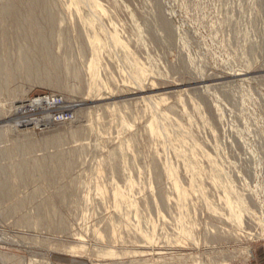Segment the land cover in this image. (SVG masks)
<instances>
[{
  "label": "rangeland",
  "instance_id": "1",
  "mask_svg": "<svg viewBox=\"0 0 264 264\" xmlns=\"http://www.w3.org/2000/svg\"><path fill=\"white\" fill-rule=\"evenodd\" d=\"M8 1L18 2L25 27L20 24L19 29L0 20V264H10L1 255L19 257L21 264H107L89 256L99 244L118 251L128 248L149 255L167 254L168 258L191 257L179 264H216L222 259L228 264H264V238L260 237L264 166L259 167L264 164V0H96L105 12L82 1L84 12L98 20L103 33H117L131 57L152 73L145 90L128 88V72L137 77V70L134 65L130 70L124 66L119 58L122 54L107 37L105 42L113 52L102 61L118 83L113 85L114 97L98 104L86 99L90 52L83 24L73 8L68 10L70 0L34 1L35 19L31 18L30 0H0V13ZM70 17L76 18L74 23ZM40 30L47 31L48 47L39 39ZM62 33L69 43L65 40L67 46L59 48ZM8 39L15 41L9 43ZM82 50L84 57L80 56ZM66 55L72 56L69 65L64 64ZM28 66H32L30 74L25 72ZM74 69L79 76H74ZM102 76L108 80L105 71ZM150 83H155L156 89H151ZM153 96L169 97L166 107H178L171 113L178 127L174 132L166 130L167 146L158 144L157 149L163 157L167 149L184 196L178 193L174 180L160 187L138 186L131 200L141 201L139 214L137 218L131 215L130 220L144 232L156 228L153 248H145L143 239L138 247L107 240L100 243L94 231L107 236V218L120 217V213L112 196L104 205L96 194L98 164L126 135L120 137L115 116L100 113L104 119L98 125L89 112L110 104L119 109L130 105L119 115L127 117L134 126L132 132L139 135L152 120L141 101ZM44 97L55 99L58 105L20 110V103L29 105ZM136 115L141 117L135 120ZM113 118L116 123L110 125ZM91 119L100 132L87 129ZM30 120L39 123L25 124ZM176 139L192 147L190 154L184 155L186 161ZM143 144L135 146L138 153L146 151ZM141 155L138 160L142 165L145 157ZM192 156L198 159L196 165L189 161ZM41 160L49 164L46 171L22 178L20 168L27 165L30 169ZM103 170L101 183L109 193L126 195L124 177L117 174L113 178L112 168ZM218 173L236 195H230L222 184L212 183ZM133 174L138 180L136 172ZM161 189L165 196H160ZM88 194L95 200L91 208L85 204ZM227 201L234 205L232 212ZM240 201L248 210L238 224L233 214L239 215ZM36 213L45 218L36 225L26 222ZM120 233L125 236L128 232ZM79 239L86 241L87 255L59 248ZM133 259L123 257L121 262L132 264Z\"/></svg>",
  "mask_w": 264,
  "mask_h": 264
},
{
  "label": "bare ground",
  "instance_id": "2",
  "mask_svg": "<svg viewBox=\"0 0 264 264\" xmlns=\"http://www.w3.org/2000/svg\"><path fill=\"white\" fill-rule=\"evenodd\" d=\"M34 1H36V0H30L29 1V5H30L29 8L33 10V11H31V18H32V16L35 15V13H34L35 7L33 5ZM82 1H89L90 3H92L93 8L99 9L102 12H105V10L101 7V5L96 0H70V5L68 7L69 11L72 8L74 9L75 16H76L77 20L81 24H83V27L85 29L84 34L86 36L88 47H89L90 61L88 62V70L90 73V83H89L88 92H87L88 93L87 98H86L87 101L91 100L92 103L94 102L95 104H98L102 101L105 102L104 100L106 98L114 97L116 89L114 90L113 87L117 86L115 84H117L118 81L116 80L113 73H111V71L109 70V65L104 64L102 61L104 55H107L108 57L112 56V52H113L112 49L113 48L116 50V52L119 51L122 54L119 56V58H121L123 60V63H126V64H124V66H127L130 70L131 65H134V68L137 70V74H138L137 77L133 74V72H130V71L128 72L129 76L130 75L131 76H130V79L127 83V85H129V86H127V87L132 88V86H133V88H134V86H135L139 90H145V88L147 87V82L150 80V77L152 75L151 71L144 68L142 66V64L139 63L137 58H135L134 56L131 57L132 52L130 51L129 47H127L124 43L121 42V40L118 38L117 33L108 34V35H105L103 33V30L101 28H99V26L97 25L98 20L93 19L89 14H86L84 12L83 7L81 5ZM37 2H40V1L37 0ZM17 3L15 1H8L5 4V6L2 8L3 10L0 13V20L2 22L9 21L13 24V26L14 25H16V27L19 26L18 28L20 29L22 24L24 25V23H23L24 21H21L23 13H21V10L19 9ZM36 8H37V6H36ZM76 18L70 17V21L73 22ZM32 19H35V18H32ZM64 21L66 22V20H64ZM52 22H53V20H51V17H48V24L49 23L52 24ZM61 23L63 24V22H61ZM20 24H21V26H20ZM24 27H25V25H24ZM19 31H21V30H19ZM71 33H73V32H71ZM46 36H47V31L46 30H43V31L40 30L39 39L41 40V42L44 44L45 47H48L47 46L48 44L46 45V39H45ZM107 37L109 38L110 43L112 44L113 48L110 45L106 44L105 39ZM65 38H66L65 33H62L59 36V38H58L59 39V44H58L59 48H61L63 45L67 46V44L65 43V40H67L69 43V40L67 38L66 39ZM80 38H81V36H80ZM76 39H78V38L76 37ZM76 39H75V41H76ZM14 41H13V39H8L9 43L14 42ZM68 46H70V44ZM80 54H81L80 55L81 57H84L83 55L85 54V51H83V50L80 51ZM71 58H72V56H68V55L64 56V58H63L64 64L69 65ZM31 67L32 66H28L25 72L30 74V68ZM125 70L123 69L124 72H127ZM102 71H105V75L107 76L108 80H105V78L102 76ZM69 72L71 73V71H69ZM72 72L74 73V76H79V72L77 71V69H74ZM201 84L204 85L206 83H201ZM113 85H115V86H113ZM130 85H132V86H130ZM203 85H201V86L203 87ZM151 87L152 88L156 87L155 83H152L150 85V88ZM117 89H119V88H117ZM154 89H156V88H154ZM120 91H122V90H120ZM126 91H127V89H126ZM116 93H117V91H116ZM120 93H122V92H120ZM168 98L166 97V99H168ZM166 99L164 98V96H153V97L142 99V101H141L142 104L146 106L145 112L151 114L152 120L151 121L149 120L146 126L144 124L143 127H145V128H144L143 134H139V135H138V133H140V132H137V134L132 132L134 130V126L131 125L129 119L127 117L119 115V112H121L120 110L122 108L119 109L118 108L119 106L117 107L116 104H115V107H113V104L112 105L110 104V105L104 106V107H102V106L99 108L97 107V108L93 109L92 112H89V116L93 117L95 115L94 119L97 120L98 125L100 124L102 119H104V116L100 115V113L103 114L104 111H106L105 113H109L112 117L115 116L116 120H118V122L120 124L119 125L120 129H121L120 130V137L122 138V136L124 137L126 135L124 138L121 139L120 143L117 146H115V148L111 149L110 152H108L107 158L100 160V162L98 164V169H97L98 178L96 180L97 183H96V189H95L96 194H98V196H100L101 202H102V204L104 203V205L109 200V197L112 196L113 199L118 203V211L120 213V215H119L120 217H118L114 214V215L110 216L109 218H107L106 227H105L107 230H109L107 236L106 235H105V237L101 236L102 235L101 230L94 231L95 235L97 236L96 240L100 243H103V240H105V241L107 240V242H109L110 244H119V245H123V246L131 244L133 246L138 247V245H141L140 240L143 239L147 244V246H145V248L148 246L151 247V245L155 243V240H156V237H155L156 228L155 227H151L149 229L150 231L148 230L147 232H144L143 230H140V225H138V226L134 225V224H132V222L130 220L131 215H136L135 217L137 218L138 214H139L138 213V210H139L138 204H140L141 201H139V199L131 200V198L133 197L132 193H134L135 190L136 191L139 190V188H137L138 186L149 185L151 187L152 184H156L157 186L159 185V187H160L163 185V183L165 181L168 182L169 180H174L173 183L176 184V186H177L176 188L178 190V193L180 194V196H184V192H183L182 188L180 187V181L178 179L176 180V178H175L176 167L173 164H171L170 160L168 159L167 149H165V151H164L167 154L166 157H163L158 152V149H157L158 144L161 146H167L169 137L166 135V130L169 129V130L174 132V130H176L178 127V125L171 118V116L173 115V114L171 115L172 109L176 105L175 106L171 105L172 107L171 106L166 107V104H168V103H166L168 101ZM179 101L181 102L182 100L179 99ZM110 102H111V99H110ZM141 102L139 104H141ZM25 103L26 102L20 103L23 106L22 108L20 107V110H22V111L30 110L36 106L50 107L53 105H58V103L56 102L55 99L48 98V97L47 98H45V97L44 98H38L37 100L30 102L29 105H25ZM122 104H126V103L124 102ZM129 104H131V103H129ZM139 104L138 105L136 104L135 106L139 107ZM99 105H101V104H99ZM117 105H119V104H117ZM125 107L126 108L125 109L123 108L122 110H126L127 108L130 107V105L125 106ZM177 108H174V109L177 110ZM174 109H173V111H175ZM138 116L139 115L135 116V118H136L135 120H138ZM139 117H141V116H139ZM115 118H113V121L111 122L110 125H112L113 123H116ZM91 122H93V120ZM94 122L90 126H88L87 129L92 133L100 132V131H97L98 127L96 128V125L94 124ZM38 123H39V121H36V120L35 121L30 120V121L25 122V124H29V125H35V124L37 125ZM77 133H79V132H77ZM74 134H76V132ZM176 141H178V146L182 150L183 160L186 161V156H184V155L186 153L190 154L192 147H191V145H189L188 143H186L184 141H179L178 139H176ZM142 142H144V144H145L144 148L146 149V151L144 152V150H143L142 152L138 153L135 149V146L137 148V144H138L139 148H140V144ZM139 155H141L142 157L143 156L145 157L143 159L144 162L142 163V165H141V163H139V160H138ZM130 156L132 157V162L129 161ZM190 158L191 159L189 161L195 163V165H196V163H198L197 157L192 156ZM57 159H58L59 163H61V158L57 157ZM263 159L264 158H262L261 161H263ZM258 160L260 161V158H258ZM48 165L49 164L45 160H41L40 163H37L34 166L32 165L30 169H29V167H27V165L26 166L24 165L23 166L24 168H20V169H22V171H20L19 174L23 178V177H28V174L31 172L43 173L44 170L46 171L49 168ZM117 165L121 166L118 171L115 170V166H117ZM262 166H264V164L259 163V167H262ZM104 167L112 168L111 175L113 178L117 174L122 175L124 177V179L126 180V183H127L126 189L128 190L126 192V195H123L122 192H114V191L109 193V191L106 189V187L104 185H102L103 183H101V181H103V179H104V170H103ZM54 169H58V168L54 167ZM131 169L135 170L134 172H136V174L138 175V178H139L138 180H135L136 177L134 176V174H133L134 172H132ZM198 170H200V169H198ZM199 173H200V171H199ZM212 183L215 185L222 184V186L225 188V190H227V192L230 195H236L235 192L233 191L230 183L227 182V180L223 177V175L221 173H218V175L216 174L214 179H212ZM160 194H161L160 196H165V190L161 189ZM89 196H90V194H88V196L85 197V204L88 207L90 206L89 208H91V206L93 205L92 201L94 199L91 201L89 199ZM152 197H155V196L152 195ZM142 202H145L147 204L148 200L143 199ZM227 202H228L227 206L232 212L234 205L231 204L229 201H227ZM239 204H240L239 215L236 216L233 214V217H236V219L239 220L238 224L240 223V218L243 217L245 215V213H247V210H248V206L246 205V203H244L243 201H240ZM104 205H102V206H104ZM87 206H86V208H87ZM161 206H163V205H161ZM40 207L43 208L42 206H40ZM157 209L160 210L161 208L159 206H157ZM42 212H43V210L40 211V213H42ZM52 212H53V210H52ZM40 213L39 214L36 213L35 216L29 217L26 220V222H28L31 225H36L38 222H41L42 219L45 217L43 215H41ZM51 217L52 216L50 215L49 218H51ZM84 219L87 220V216H85ZM136 229H137V232H136ZM120 231H127L128 233H127V235L123 236L121 233L118 234V232H120ZM260 237H261V239L264 238V224H263V231L260 234ZM190 238L191 237H186L185 239L188 240ZM157 241H158V239H157ZM177 242H178V244L183 243V241H178V240H177ZM60 247H63L64 249L69 251V253H71L73 255H78V254L79 255H83V254L87 255L90 252L87 248L86 241L82 240V239L77 240L71 246L66 247L64 245H60L59 248ZM151 248H153V247H151ZM152 252H153V250H152ZM248 255H249V257L253 256V252L250 251L248 253ZM89 256H94L100 260L107 261V264H122L123 262H121V259L123 257L135 258L132 260V264H141V263H143V264H149V263H151V264H179L183 260H187L188 258L189 259L191 258V257H187V256H180V255H169L170 258H168L167 254L166 255L165 254H153L152 255V253H151V255H149V254H147V252H140V251L131 252L128 248H123L122 251H118V250H115L114 247L112 248L111 246H109L108 244H106V245H100L99 244V246H97L94 251H91ZM1 258L3 259V261H6L10 264H21V262H22V259L19 257H16V256L1 255ZM158 261H160V262H158ZM216 264H228V262L222 259V261H218V262H216Z\"/></svg>",
  "mask_w": 264,
  "mask_h": 264
}]
</instances>
